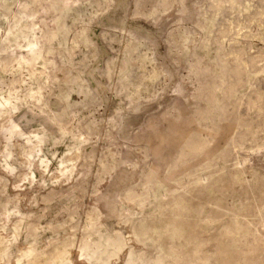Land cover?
<instances>
[{"label": "rangeland", "instance_id": "374dc122", "mask_svg": "<svg viewBox=\"0 0 264 264\" xmlns=\"http://www.w3.org/2000/svg\"><path fill=\"white\" fill-rule=\"evenodd\" d=\"M26 3L22 45L0 54V264H96L82 245L118 235L107 264H128L154 253L134 227L159 225L180 196L222 190L228 209L264 197V0ZM227 215L209 217V235ZM256 228L238 264H264V216Z\"/></svg>", "mask_w": 264, "mask_h": 264}, {"label": "bare ground", "instance_id": "6f19581e", "mask_svg": "<svg viewBox=\"0 0 264 264\" xmlns=\"http://www.w3.org/2000/svg\"><path fill=\"white\" fill-rule=\"evenodd\" d=\"M16 1L17 0H0V54H8V51L11 50L12 47L22 45L18 43L17 39L19 33L23 28V25L21 24L24 19L20 18V16L18 17L16 12L14 11ZM33 1L34 0H27L25 8L28 9V6L32 4ZM31 16L27 14L25 19H30ZM9 17H11V22L9 25L7 24V29L4 33H2L1 31L3 30L4 25H6L5 22L9 19ZM59 26L61 27L62 25L60 24ZM60 27H58V29H62V32H66V29H64V25L62 28ZM44 36L48 38V41L50 43H54L56 38H58L59 34L55 33L47 35V33H44ZM23 48H25V53L30 55L31 60L41 58L40 43L36 38H27V40L23 44ZM35 60H32L31 62L34 63L33 61ZM4 104L5 102H0V106H4ZM14 129L15 128H13L12 125L10 127V133L12 135L14 134V132H16ZM195 146H197V144H195ZM195 146H193L192 149L196 151ZM30 153L31 152H29V154ZM234 182L236 184L234 183L233 186L236 185L240 187L245 191V194H248L250 192L258 193L256 192L257 188L255 186H246L244 181L240 179H235ZM206 189L208 188L206 187L203 191H206ZM226 195V192L218 190L217 196L209 198L207 196V193L203 192L201 197H199L201 200H199L198 202L194 201L193 197L186 198L184 196H180V198L173 201L169 212L166 214L165 218L159 222V225L146 226L140 223L139 227H137L138 225L136 226V228L134 227V234L138 237V241L140 243L144 245L146 241H152L154 245V253L151 255H146L144 253L138 254L133 251L135 254H133L132 257L129 259L128 264H238L236 258L238 256V250L240 245L247 243L250 237H254V241L257 240L255 239L257 238L255 236V233L258 231L256 226L264 216V197L260 195L258 200H255L254 203H251L250 199L244 198V200H242L241 202L240 207L235 209H228L224 204ZM207 206L208 208H210L209 212L207 211ZM227 213V216L230 218L228 225H224L221 229L217 225V227L220 229L218 230V233L215 235L213 234V236L209 235L208 232L211 229L209 225V217H213L215 219L221 216H225ZM215 232L217 231H214V233ZM233 233H236V236H239L241 234L242 236H239V239L240 237H242V240H239L238 237V240H236V237ZM216 240H219L218 244L221 245V247L223 245L225 249H229L230 252L228 251V255L229 253H231V260L226 259L225 255L227 254V251H223L225 250L224 248L220 251L221 248L218 246V244L217 246L219 250L216 247L217 251L213 253V256L210 255V259L211 257L217 258L216 260L212 258L215 260V262H211L208 255L197 254L199 253L198 251H200L198 250L200 249V247L204 246L206 243H209L211 241L214 242ZM102 241L103 237L100 238L98 241H90L91 243L85 242L81 247L82 251L89 252L90 255L95 254L94 262L96 264H107L109 257L111 258L127 243H125L124 238L120 235H118L117 237H108L104 242ZM259 244L260 241L256 243V246L258 247ZM65 249V247L60 248V246L55 248L56 253L52 254L55 257V261H58L63 258V255L65 254ZM36 250L32 249V255L37 252ZM39 251L40 250H38V253H36L33 257V261H36V263L39 262L40 258H43L48 254V252L46 251ZM87 256L88 255L86 254V257ZM245 264H257V261L255 259H252L246 261Z\"/></svg>", "mask_w": 264, "mask_h": 264}]
</instances>
